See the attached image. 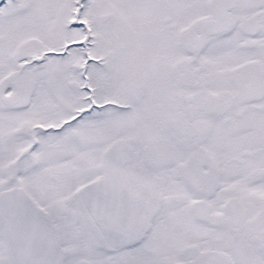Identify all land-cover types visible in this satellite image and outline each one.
I'll list each match as a JSON object with an SVG mask.
<instances>
[{
    "label": "snow or ice",
    "instance_id": "obj_1",
    "mask_svg": "<svg viewBox=\"0 0 264 264\" xmlns=\"http://www.w3.org/2000/svg\"><path fill=\"white\" fill-rule=\"evenodd\" d=\"M0 264H264V0H0Z\"/></svg>",
    "mask_w": 264,
    "mask_h": 264
}]
</instances>
